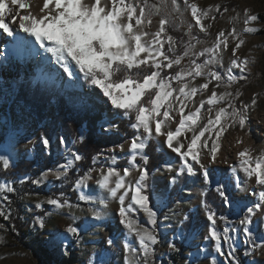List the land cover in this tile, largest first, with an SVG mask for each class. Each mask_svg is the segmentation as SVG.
<instances>
[{
  "label": "rangeland",
  "instance_id": "1",
  "mask_svg": "<svg viewBox=\"0 0 264 264\" xmlns=\"http://www.w3.org/2000/svg\"><path fill=\"white\" fill-rule=\"evenodd\" d=\"M26 2L31 4L30 11L33 14H40L39 9L43 6V0H26ZM137 2L139 3L140 0ZM146 3L143 31L150 34L148 40L152 39L151 34L159 31L160 20H166L169 16L186 34L188 55L185 56V52L182 55H167L170 59L183 57L179 65L172 67L176 68V72L184 70L187 73L194 69L193 61L196 64H203L209 59V54L200 56L199 53L205 48L214 46L220 31L225 33L224 38L228 41L226 49L221 46L218 54L219 63L207 65L203 69V75L196 76L193 73L191 76L185 75L181 81H171L172 87L177 91L169 98L173 101L174 109L170 112L172 120L167 125L169 130H175L178 126L179 109L182 106L184 115L195 112L200 108V101H206L212 90L218 94L226 90L231 92L236 97L233 104L238 109L243 105H251L253 98L256 100L255 106L250 107L246 112L247 121L243 129L238 124L231 127L226 125L227 130L218 141L219 149L214 163L207 154L212 141L215 140L214 132H207L205 137L201 138L204 140L209 136L212 137L208 140V147L201 149V164L212 173L211 179L214 182L212 186L203 183L201 164H196L190 158L194 175L189 176L185 172L177 178L175 184L171 183L172 176L182 164L179 156L163 143L164 137L153 136L146 139V136L141 134L142 130L138 132L134 129L136 132L134 137L146 139L147 146L151 140H155L167 157L166 162L147 182L148 189L152 190L151 197L149 195V206L157 212L156 225L153 226L148 222L147 215L142 210L137 209L131 213L132 218L139 225L150 231L154 230L157 235L159 243L152 245L153 252L148 257V264H236L237 261L239 264H264V210L256 211L251 217V224L240 223L246 215L247 207H252L254 204L264 205V199L260 196L261 192H264V186L256 184L254 177H247L240 168L238 157V153L245 148L251 149L253 157L264 153V0H188L189 4H196L202 12H208V16L201 21L207 32H202L200 26L196 25L191 8L184 3V0H175V3L173 0H148ZM245 9L258 16L256 22L247 25L258 29L254 33L243 31L246 27ZM18 11L20 15H26L29 9ZM148 20L151 24L147 23ZM233 28L239 34V38L245 41L236 51V57L240 60L247 59L250 71L241 73L238 68H233L231 74L236 79L229 86L227 69L231 67V60L235 58L232 56V49L238 42L229 35ZM24 35L29 40V36L26 33ZM168 37L172 38L173 53L176 49V36L167 34V38H164L162 33L159 39L164 49L166 43L170 44ZM40 50L44 51L41 48ZM11 57L12 55L8 56ZM8 58H0V65L6 68L4 73H0V126L5 135L0 146V155L9 156L10 167H16L22 159H34L38 144L44 148L41 142V137L45 136L43 130L53 121L58 111L56 99L43 104L38 101L37 95L21 91L22 83L29 81L37 83L39 80L49 79L58 82L63 89L73 85L83 87L87 91L95 89L98 100L108 111L106 118L101 122L102 131L106 133L116 132V119L119 116L125 117L121 110L111 106L99 89L90 83L89 87L86 86L82 81L83 78L74 81L81 75L78 68L73 66V76L69 77L54 59L58 72L44 71L33 62L22 71L17 69L12 71ZM209 72H218L221 75L219 87L217 81L208 74ZM242 76L247 79H242ZM166 78L170 77L166 76ZM208 81H211L208 89H201L187 100H184L178 92L182 84H187L188 88L185 90L189 91L192 87L200 89V86ZM237 92H239L238 96H236ZM174 97L180 99L175 100ZM72 101L81 103L78 98ZM209 107L205 104L200 108V119L197 126H194L197 134L199 129L207 124L209 117L214 119L215 111L219 107H227V104L221 102L211 106V112ZM192 135L193 132L186 131L179 139L186 145ZM60 137L64 138V144L59 142ZM133 138L120 145L108 147L96 157L94 168L81 177L84 178V184L80 188L75 185L74 198L65 192L59 196L58 192L52 190L57 179L51 172L63 171L61 165H68V172L78 162L72 155L78 153L72 147L70 136L64 137L61 129L55 133V141L50 140V147L44 150L48 153L54 148L61 150L66 155L65 162L50 169L51 172L48 170L41 173L39 177L32 178L28 175L10 180L0 175V186L8 185L13 189L9 192L6 188H0V264H125V243L130 244L134 250L132 255L138 264H142L143 253L139 248L138 239L119 222L117 200L108 196L107 192L100 189L97 184L101 170L107 171L109 167H114L122 174L124 168L131 167L130 164L129 166H120V164L129 163L131 156L129 145ZM238 140L243 142L238 143ZM139 159H141L140 154L136 157V164L146 168L143 160ZM167 165H171L174 171H167ZM8 171L9 168L5 170L0 161V173ZM136 176L137 172L133 168L132 175L127 180L132 181ZM38 179L39 184L32 182ZM216 181L227 185V191L231 194V204L222 203L219 194L215 191ZM252 191L254 193L250 195ZM82 193L90 195L92 200H81L79 197ZM130 196L131 194L126 198V205L130 202ZM62 198L61 202L67 200L72 207L57 209L47 203L48 199ZM100 199L106 200L108 205L106 208L99 204ZM38 203L41 205L39 208L36 207ZM90 210L99 211L101 219H93ZM209 211L215 213V230L221 237L222 251L225 253L223 256L216 251V242L209 234L212 228L211 221L207 219ZM37 218L45 221L43 228L40 227ZM70 223L80 228L78 238L64 232ZM245 227H248L251 237L244 232ZM225 229H227V237H225ZM61 235L67 239L61 238ZM109 239L113 241L111 245L107 243ZM170 244H174L175 249L170 248ZM230 246L235 248L233 254L235 259L227 255ZM43 249L53 254L51 263L41 254Z\"/></svg>",
  "mask_w": 264,
  "mask_h": 264
},
{
  "label": "snow or ice",
  "instance_id": "2",
  "mask_svg": "<svg viewBox=\"0 0 264 264\" xmlns=\"http://www.w3.org/2000/svg\"><path fill=\"white\" fill-rule=\"evenodd\" d=\"M173 3H175V0H173ZM184 3L191 8L196 25L200 26L202 32H207V28L201 21L208 16V12H202L196 4H189L188 0H184ZM24 9H29L28 14L20 15L18 10ZM30 9L31 4L26 0H0V30L8 36H13V29L10 24L18 22L19 31L34 38L33 42L22 36L15 37L19 54H36L35 45H39L45 52L51 53L56 63L61 65L69 77L73 76V66L78 68L84 79L90 85L99 89L114 109L121 110L125 117H131L134 114V122L131 127L138 132L142 130L141 134L145 135L146 139L153 136L157 138L164 137L163 143L173 153H176L182 161L181 166L172 176L171 183L175 184L177 178L185 172L189 176L194 175V168L189 162V158L196 164H201V149L207 148L208 140L212 139L211 136L204 140L201 139L205 137L207 132H214L215 135V140L212 141V146L207 153L211 162L214 163L219 149L218 141L227 130L226 125L231 127L238 124L241 129L245 127L246 112L250 107L255 106L256 100L253 98L251 105H243L238 109L233 104L236 97L227 90L219 94L212 90L206 101H200V108H203L205 104L210 106L209 112L212 111L211 106L221 102H226L227 107H219L215 111L214 119L209 117L207 124L199 129L198 134L194 126H197L200 119V108H197L195 112L184 115L182 106L179 109L178 126L175 127V130H169L167 127L172 120L170 112L174 110L173 101H170L169 98L173 97V93L177 91L172 87L171 81H181L185 75L191 76L193 73L196 76H201L204 74L203 69L207 65L219 63L218 54L221 46L225 49L228 47V41L224 38L225 33L223 31L218 33L213 47L205 48L199 53L200 56H204L206 53L209 54V59L205 60L203 64H196L193 61V70L187 73L181 70L176 72L174 76L166 78L161 76V71L164 68L171 69L173 65H179L183 57L177 56L175 59H170L162 50L163 43L159 38L165 31L167 20L161 19L159 31L151 34V40L147 39L150 34L143 31L147 9L146 0H140L139 3L137 0H43V6L39 9L40 14H33ZM244 16L246 27L243 31L246 33L256 32L258 29L247 25L256 22L258 16L251 14L248 9L244 10ZM147 23L151 24V21L148 20ZM229 35L238 40L232 49V56L235 58L231 60V67L227 69L230 86L231 82L236 79L231 74L233 68H238L241 73L250 71V69L248 68L249 61L247 59L240 60L239 57H236V51L245 41L239 38L235 28ZM168 40L170 42L169 51H171L172 38L168 37ZM184 55L187 56L188 52L185 51ZM142 68L149 69L142 79L138 76H132L133 69L139 71ZM208 74L217 81V87H219L222 80L221 75L218 72H209ZM241 78L247 79L243 76ZM209 83L211 81L202 84L200 89L192 87L189 91L185 90L188 85L182 84L178 92L184 100H187L201 89H208ZM238 95L239 92L236 93V96ZM145 97H147L146 100ZM174 99L179 100L180 97H174ZM181 104L183 105V101H181ZM161 109L164 110L161 111ZM228 121H231V123H228ZM186 131L193 132V135L190 142L185 145L179 138ZM146 139L142 140L137 136L131 140L129 145L130 168H124L121 174L116 168L109 167L107 171L101 170L100 177L97 180L99 188L105 190L108 196L117 200L119 204V222L138 239L139 248L143 253L142 264H148V257L153 252L152 245L159 243L154 230L150 231L142 227L131 216L133 211L139 209L147 215L150 224L155 226L157 223V212L149 206V185L147 183L149 171L136 164L138 154L141 155L144 164L148 163L147 155L143 154V150L147 147ZM41 142L45 149L50 147V139L47 136H42ZM59 142L64 144V138L60 137ZM237 142L242 143L243 141L238 140ZM182 149L185 150L182 151ZM72 155L75 161L82 159L79 154L73 153ZM238 157L240 158V168L247 177H254L256 184L264 186V153L253 157L251 149L245 148L238 153ZM112 159L115 163V157ZM93 160L95 162V158ZM0 161H2L5 170L10 167L8 155H0ZM60 167L63 171L51 172L50 170L57 180L66 176L68 165H61ZM133 168H135L137 176L132 181H128L127 178L132 175ZM201 168L203 169V183L212 186L214 183L211 179L212 173L203 164H201ZM167 171H174L171 165H167ZM32 182L39 184L40 180ZM83 184L84 178L76 181L77 188H80ZM215 185V191L219 194L222 203L224 205L231 204V194L227 191V185L220 181H216ZM0 188H6L9 192L13 191L8 185H2ZM129 194H131L130 202L126 205L125 201ZM260 196L261 199H264V192H261ZM79 198L85 201L92 200L90 195L83 193ZM47 203L57 209L72 207L67 200L61 202L59 199H48ZM99 204L104 208L108 206L104 199H100ZM36 207L39 208L41 205L38 203ZM257 210H264V205L254 204L252 207H247L246 215L240 223L242 225L251 224V217ZM90 211L93 219H101L99 211ZM37 219L40 227L43 228L45 221L42 218ZM207 219L212 223L209 234L211 239L216 242L215 249L223 256L225 253L222 251L221 237L215 230V213L209 211ZM64 232L72 237L78 238L80 236V228L71 223L67 225ZM244 232L251 237L248 227L244 228ZM225 237H227V229H225ZM61 238L67 239L63 235H61ZM107 243L111 245L113 241L109 239ZM170 248L175 249V245L170 244ZM124 249L126 253L125 264H138L132 255L134 250L130 244L125 243ZM234 252L235 248L230 246L227 255L235 259ZM236 264H239V262L237 261Z\"/></svg>",
  "mask_w": 264,
  "mask_h": 264
},
{
  "label": "trees",
  "instance_id": "3",
  "mask_svg": "<svg viewBox=\"0 0 264 264\" xmlns=\"http://www.w3.org/2000/svg\"><path fill=\"white\" fill-rule=\"evenodd\" d=\"M147 1L148 0H146V2ZM166 20L167 24L165 25L163 36L167 38V34H173L176 36L177 43L173 53L172 50L169 51L170 44L168 43L164 45L163 51L168 56H170V54L182 55L187 49L186 34L182 31V28L176 24L172 17L169 16ZM175 70L176 68L169 70L163 69L161 71V76L171 77L176 72ZM148 71L149 69L147 68H142L139 71L133 69L131 74L133 77L138 76L142 79L143 75ZM80 76L74 79V81L83 78V83L89 87V82L84 79L82 73ZM21 91L37 95L38 101L43 104L49 103L52 99L58 101L57 115L43 130L44 135L51 141H55V133L58 129H61L64 137L70 136L72 147L82 156V159L66 173L65 177L56 181L52 190L58 192L59 196L65 192L74 198L76 196L74 190L76 181L94 168L95 162L93 158L96 159V157L102 154L108 147L120 145L136 135L135 130L131 127V124L134 122V114L131 117L119 116L116 119V132L106 133L102 131L101 122L106 118L108 111L101 104V101L98 100L97 91L95 89L87 91L83 87L75 85L63 89L58 85V82L45 79L39 80L37 83L32 81L22 83ZM74 98H78L81 103L77 104L73 103V101L71 102ZM144 99L146 100L147 97ZM4 139L5 135L3 133V128L0 126V146ZM144 154L148 157L146 168L149 171V179H151L158 168L166 162L167 157L165 152L160 150L155 140L149 142ZM65 156L64 152L61 150L58 151L56 148L48 153L38 144L34 159H22L17 163L16 167H9L8 172L0 173V175L10 180L12 178L17 179L20 176L28 175L32 178L39 177L41 173L65 162ZM124 165L129 166V163L120 164V166ZM151 193L152 190L148 189L150 197ZM60 200H63V198ZM41 254L51 263L53 254L46 249H43Z\"/></svg>",
  "mask_w": 264,
  "mask_h": 264
},
{
  "label": "bare ground",
  "instance_id": "4",
  "mask_svg": "<svg viewBox=\"0 0 264 264\" xmlns=\"http://www.w3.org/2000/svg\"><path fill=\"white\" fill-rule=\"evenodd\" d=\"M11 28L13 29V36H8L6 33H3L0 30V58L7 57L12 55L10 60L9 66L12 71H16L15 69L22 71L29 67L30 63H35L38 65V68L43 69L44 71H55L58 72L59 69L55 63L54 58L52 57L51 53L41 51L39 45H35L36 54L28 55H20L17 48H16V36H22L25 39H28L25 33L19 31V25L16 23L10 24ZM29 40L34 42L33 37H29ZM6 68L3 65H0V73H4ZM253 191L250 195H253Z\"/></svg>",
  "mask_w": 264,
  "mask_h": 264
}]
</instances>
